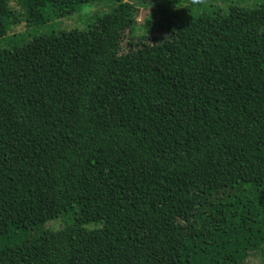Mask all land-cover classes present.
I'll return each mask as SVG.
<instances>
[{
    "label": "trees",
    "instance_id": "trees-1",
    "mask_svg": "<svg viewBox=\"0 0 264 264\" xmlns=\"http://www.w3.org/2000/svg\"><path fill=\"white\" fill-rule=\"evenodd\" d=\"M89 1L19 5L34 30ZM135 8L0 50V264L264 261L252 34L235 21L120 54ZM18 19L0 4V38Z\"/></svg>",
    "mask_w": 264,
    "mask_h": 264
},
{
    "label": "rangeland",
    "instance_id": "rangeland-1",
    "mask_svg": "<svg viewBox=\"0 0 264 264\" xmlns=\"http://www.w3.org/2000/svg\"><path fill=\"white\" fill-rule=\"evenodd\" d=\"M20 0H0L18 16V22L9 27L0 38V50L25 43L32 34L53 33L59 30H84L95 15L109 14L119 3L136 5L135 24L131 31L121 37L120 54H126L145 45L170 39L182 38L192 33L217 29L222 24L242 22L252 34L258 54L257 77L262 89L264 124V30L259 27L258 12L263 0H90L73 15L56 18L39 28L30 30L26 26L19 5ZM54 229L61 228L60 222L51 223ZM247 264H264L259 253H253Z\"/></svg>",
    "mask_w": 264,
    "mask_h": 264
}]
</instances>
